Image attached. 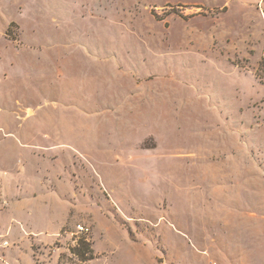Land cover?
<instances>
[{
	"label": "rangeland",
	"instance_id": "374dc122",
	"mask_svg": "<svg viewBox=\"0 0 264 264\" xmlns=\"http://www.w3.org/2000/svg\"><path fill=\"white\" fill-rule=\"evenodd\" d=\"M2 261L264 264V0H0Z\"/></svg>",
	"mask_w": 264,
	"mask_h": 264
},
{
	"label": "built area",
	"instance_id": "2783aa9c",
	"mask_svg": "<svg viewBox=\"0 0 264 264\" xmlns=\"http://www.w3.org/2000/svg\"><path fill=\"white\" fill-rule=\"evenodd\" d=\"M76 229H77V232H79V233H87L88 232V230H87V228H85V227H83V226H77L76 227ZM8 244L7 243H4V247H6Z\"/></svg>",
	"mask_w": 264,
	"mask_h": 264
},
{
	"label": "crops",
	"instance_id": "0c3cea01",
	"mask_svg": "<svg viewBox=\"0 0 264 264\" xmlns=\"http://www.w3.org/2000/svg\"><path fill=\"white\" fill-rule=\"evenodd\" d=\"M4 261H2V263H3ZM4 264V263H3ZM6 264V263H5Z\"/></svg>",
	"mask_w": 264,
	"mask_h": 264
}]
</instances>
